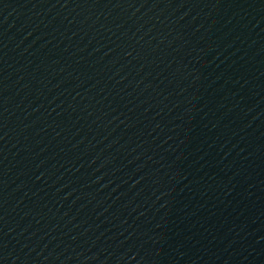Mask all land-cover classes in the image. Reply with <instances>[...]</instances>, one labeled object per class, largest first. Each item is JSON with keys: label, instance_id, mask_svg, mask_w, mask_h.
<instances>
[{"label": "water", "instance_id": "1", "mask_svg": "<svg viewBox=\"0 0 264 264\" xmlns=\"http://www.w3.org/2000/svg\"><path fill=\"white\" fill-rule=\"evenodd\" d=\"M0 264H164L144 0H0Z\"/></svg>", "mask_w": 264, "mask_h": 264}]
</instances>
